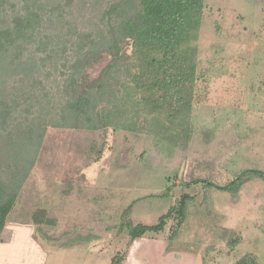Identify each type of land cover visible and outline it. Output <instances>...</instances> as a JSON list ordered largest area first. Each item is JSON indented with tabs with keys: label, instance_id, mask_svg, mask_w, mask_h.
Returning <instances> with one entry per match:
<instances>
[{
	"label": "rangeland",
	"instance_id": "1",
	"mask_svg": "<svg viewBox=\"0 0 264 264\" xmlns=\"http://www.w3.org/2000/svg\"><path fill=\"white\" fill-rule=\"evenodd\" d=\"M108 1L0 0V41H8L0 56L8 67L0 83V183L12 187L28 175L7 219L34 224L32 239L44 251L87 247L88 257L73 258L86 264L122 257L140 264L128 253L154 241L166 245L156 264H171L169 252L178 253V264H234L245 255L264 264V181L251 178L234 194L215 187L244 170L264 172V0H203L186 121L158 126L160 134L187 132L176 148L148 127L149 101L158 99L159 118L166 111L161 93L143 90L149 80L132 60L107 74L117 97L132 100L115 106L113 127L90 131L60 120L64 104L111 61L104 53L80 65L91 46L83 34L93 39L105 28ZM37 128L44 134L36 156L29 150L31 158L22 157L21 143L30 146ZM182 195L190 200L181 227L171 218L163 231L129 240L125 223L156 224Z\"/></svg>",
	"mask_w": 264,
	"mask_h": 264
},
{
	"label": "trees",
	"instance_id": "2",
	"mask_svg": "<svg viewBox=\"0 0 264 264\" xmlns=\"http://www.w3.org/2000/svg\"><path fill=\"white\" fill-rule=\"evenodd\" d=\"M203 8V0L108 1L103 9L101 19L105 22V28L94 35L93 39L90 34H83L85 40L89 38L91 46L80 65L81 67L91 65L97 62L104 53L111 57V61L100 77L94 80L89 87L83 88L77 98L64 104L60 117V120L64 122L63 125L72 120L73 124H68L73 128L81 126L82 129L90 131L113 127L115 124L112 112L114 109L116 110L115 106L117 107L118 103H122L124 99L129 102L132 100L125 93L117 97L115 93L117 89L115 83L112 82L113 78H108L107 74L114 73L115 69H119L120 61L132 60L141 72L140 78L149 80L148 83L142 85L143 90L154 95L161 93L160 105L164 106V111H166L164 116L159 118L154 112L158 109V99H153L154 101L148 103L146 101L149 99H144L147 104L155 107L151 113L147 114L149 116L148 127L157 128L152 130L153 136L157 138L158 142L170 143L171 148L184 146L189 139L183 128L179 134L165 135L158 133V126L162 122L165 126L173 125L179 116H183V120L186 121V110H189L190 101L184 90L192 84L195 77V55ZM7 42L6 39L5 47L0 44V56L8 52ZM124 44L130 47L131 55L128 54L126 48L124 49ZM27 63L22 62L20 65ZM1 65L0 62V83L2 78L7 75L8 68L5 66L1 68ZM11 70L8 71L9 74ZM0 92L2 93L1 89ZM125 127L132 131L131 126L125 125ZM29 134L30 137L35 136L36 140H33L34 142L30 146L28 143L22 142L20 147L22 152L26 151L22 157L26 156L27 158H31L29 150L30 152L34 151V157L36 156L43 140L44 130L37 128L30 131ZM27 176L26 173H23L20 178L22 181L20 180L19 184L12 185V187L0 183V232L14 207L21 188L20 183L24 182ZM251 178H259L264 181V172L257 169L244 170L227 185L214 186L221 191L234 194ZM189 200L188 195H182L175 206L169 208L158 218L156 224L139 223L134 225L130 221L125 223L123 226L127 230L129 240L133 241L147 234L163 231L166 221L171 218L176 220L177 227H181L185 221ZM34 222L41 223L38 219H35ZM43 223L51 224L52 221L48 219ZM172 236H175V233ZM120 260V258L113 259L111 264H118ZM234 264L257 263L254 257L245 255Z\"/></svg>",
	"mask_w": 264,
	"mask_h": 264
},
{
	"label": "crops",
	"instance_id": "3",
	"mask_svg": "<svg viewBox=\"0 0 264 264\" xmlns=\"http://www.w3.org/2000/svg\"><path fill=\"white\" fill-rule=\"evenodd\" d=\"M35 229L36 228L34 224H28L24 221L11 222L9 219H7L6 225L1 233V235H3L6 240L2 238L3 240L0 243V264H47L49 258L51 259V264H86L73 258H86L88 257V254L92 253V250L86 251L88 249L87 247L85 250L78 248L71 249L69 248L71 246L66 244L65 246H58L60 249H54L53 252L44 251L43 247L37 242L35 243L32 239L36 234ZM42 241L45 242L46 240L43 239ZM47 241L49 242V240ZM157 242L161 243L162 248L164 249L160 247L159 243L157 245ZM157 242L154 241L147 243V246L142 250H138L136 247H133L135 248L134 251H130L128 255H130L131 259L137 260V262L139 261L140 264H156L154 258L166 256V254H164L166 252V245L162 241ZM52 244L56 245L55 243ZM132 246L133 245H131V247ZM152 247H156L162 255H160V252L158 253V251H152ZM54 248L56 247L54 246ZM159 249H162V251ZM93 252L95 253L96 251ZM169 253L173 256V259L170 261L171 264L182 263V259H177L178 253ZM95 255L101 256L102 253H95ZM126 263L127 261H125V259L123 260L122 257L118 264ZM107 264H110V262ZM157 264H161V262L159 261ZM162 264L169 263L164 260Z\"/></svg>",
	"mask_w": 264,
	"mask_h": 264
}]
</instances>
